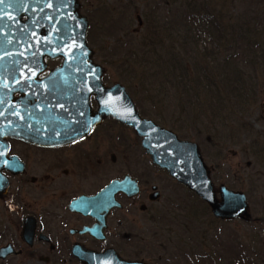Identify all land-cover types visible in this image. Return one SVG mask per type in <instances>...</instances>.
<instances>
[{"label":"rangeland","instance_id":"rangeland-1","mask_svg":"<svg viewBox=\"0 0 264 264\" xmlns=\"http://www.w3.org/2000/svg\"><path fill=\"white\" fill-rule=\"evenodd\" d=\"M153 1L145 4L144 0H79L82 11L90 19L88 35L94 62L104 68L107 83L122 84L129 89L136 106L148 119L182 140L198 142L203 151L204 143L208 145L205 164L208 168L217 167L227 177L226 182H222L225 179L215 182L216 190L220 185L248 187L253 184L248 180L256 178L259 194L264 195V118L261 114L264 58L257 59L260 65L263 63L260 68L257 62L247 61V65L244 59L233 54L243 48L239 27L242 31L254 24L264 28V5L253 6L249 4L252 0H194L202 12L206 7L204 11L210 15L209 20L204 19L195 26L185 20V14L191 13L185 7L186 0H155V4ZM182 12L184 24L178 25ZM135 15L141 17L142 28L136 25ZM144 16L147 21L143 20ZM151 35L156 37L155 41ZM245 54L250 57L248 52ZM174 60L178 65L172 64ZM225 70L229 74L240 70L246 78L251 73L248 87L244 83L246 103L237 102L230 81L223 82ZM210 74L211 81L207 79ZM120 133L133 140L131 133ZM215 152L219 154L216 159ZM141 160L147 161L145 156ZM156 178L160 182L164 179L160 175ZM248 193L255 196L252 190ZM263 195L255 196L254 201L261 207L255 208L257 213L264 215ZM177 197L181 200L180 206L162 210L165 213L161 215L168 216V221L170 216L176 219L174 242L190 244L193 254L189 252L190 257L186 249L181 252L171 248L168 257L172 263L201 264L196 260L198 252L207 255L226 247L232 259L235 251L245 258L252 257L251 260L255 254L264 255L263 217L253 224L219 223L201 208V211L193 209L189 221L186 212L191 206L187 205L186 197ZM159 206H162L161 200ZM232 233L236 239H231ZM218 239L220 243L216 246L214 242Z\"/></svg>","mask_w":264,"mask_h":264},{"label":"flooded vegetation","instance_id":"flooded-vegetation-1","mask_svg":"<svg viewBox=\"0 0 264 264\" xmlns=\"http://www.w3.org/2000/svg\"><path fill=\"white\" fill-rule=\"evenodd\" d=\"M17 20H0V117L8 118L7 130L13 126L0 146V177L8 184L0 196V264H175L168 257L174 218L161 215L172 201L175 183L156 178L157 170L142 162L136 141L126 146L120 131L126 132L112 119L88 129L97 110L92 96L84 103L85 94L77 90L73 105L60 102L56 108L61 119L74 113L75 122H61L57 130L71 140L49 144L46 131L30 130L31 118H46L47 108L45 100L32 103V93L40 92L22 74L26 65L21 56H29L30 49L29 43L24 50L12 43L10 30L21 33L10 27ZM22 36L25 40L29 33L23 30ZM46 62L36 80L58 67ZM126 176L134 183L114 195H100Z\"/></svg>","mask_w":264,"mask_h":264},{"label":"water","instance_id":"water-1","mask_svg":"<svg viewBox=\"0 0 264 264\" xmlns=\"http://www.w3.org/2000/svg\"><path fill=\"white\" fill-rule=\"evenodd\" d=\"M3 1L8 2V0ZM9 2H14L16 5L22 2L26 5L25 9H29L32 13H36L33 10L41 12L40 15L36 13L34 18H29L24 26L26 30L30 25L31 32H26L29 33L27 40L31 45L32 55L37 53L41 57L45 55L50 58L61 57L63 63L59 72L69 75L70 80L74 77L75 81H81L80 78L77 79V74L80 72L75 70L80 71L81 67L89 68V82L94 81L90 91L94 93L98 103L99 116H111L133 128L143 139L142 147L151 156L153 163L165 169L171 177L196 193L210 206L216 218L231 220L246 216L247 207L242 194H234L221 188V201L216 200L206 168L195 145L178 142L170 133L159 130L151 122L143 121L135 112L131 100L122 87L116 85L110 89L104 88L101 83L102 70L90 60L91 50L86 46L88 24L86 19L78 14L77 0H9ZM2 33L1 31L0 35ZM10 34L14 35L12 43L20 48L24 40L22 34L15 29L10 30ZM70 80L67 79L71 84V87L67 85L70 88L68 92L87 88V83L82 84L81 87L73 86ZM62 98L61 100H66L69 97L64 94Z\"/></svg>","mask_w":264,"mask_h":264},{"label":"trees","instance_id":"trees-1","mask_svg":"<svg viewBox=\"0 0 264 264\" xmlns=\"http://www.w3.org/2000/svg\"><path fill=\"white\" fill-rule=\"evenodd\" d=\"M185 7L192 13V12H195V11H192L193 10V5H191L189 2H185ZM204 10H207V8L206 7H204ZM203 10V12L202 13H193L194 14V16H196L197 17V19H195V18H193V16L192 15H188V14H185V20H186V22H187V24H188V21L190 22V24L191 25H195V26H197L198 24H200V22L202 21V20H204V19H208L209 20V18H210V15H208V13H206L205 11ZM254 26L257 28V25L256 24H254ZM254 27V29L256 30V28ZM244 32H246V30H244V31H242V28L241 27H239L238 28V33H239V36H240V39H241V42H243V44H245V47L248 49L249 48V45H250V42H249V39L246 37V35H245V33ZM247 33H249V32H247ZM251 33L253 34L252 35V37L254 36V39L256 40L255 42H256V45H258V46H260L261 44H264V41H261V44L258 42V40L259 39H264V38H262V34L261 33H258V32H252L251 31ZM178 36H179V33H176ZM191 35V34H190ZM151 38L155 41L156 40V37L155 36H153V35H151ZM189 38V35H187L186 36V40ZM185 43H187L186 41H184ZM188 50H186V51H184V53L183 54H186V52H187ZM257 56V55H256ZM257 58H262V57H257ZM257 63L256 64H259V63H261V62H258V61H256ZM264 62V61H263ZM172 64H174V65H178V61L177 60H174L173 62H172ZM181 64H179V66H180ZM262 65H263V63H262ZM259 66H261L260 64H259ZM226 71V70H225ZM240 76H242V75H240V74H238V73H236V71L235 72H233L232 74H229L227 71L226 72H224L223 73V78H222V80H223V82H227L228 83V81H230V83H232V91H234V93L236 94V96L238 97V98H236L238 101V103H240V104H243V103H246V96H245V86H244V83L246 84V82L244 81V79L243 78H240ZM208 79V78H207ZM241 79H243V80H241ZM244 81V82H243ZM233 82H235L236 83V85H233ZM246 86L248 87V84H246ZM250 88V87H249ZM240 104H238V106H240ZM246 106H247V104H246ZM238 112H241L240 111V109H238ZM263 203H264V201H262Z\"/></svg>","mask_w":264,"mask_h":264},{"label":"snow or ice","instance_id":"snow-or-ice-1","mask_svg":"<svg viewBox=\"0 0 264 264\" xmlns=\"http://www.w3.org/2000/svg\"><path fill=\"white\" fill-rule=\"evenodd\" d=\"M3 3V0H0V4H2Z\"/></svg>","mask_w":264,"mask_h":264}]
</instances>
